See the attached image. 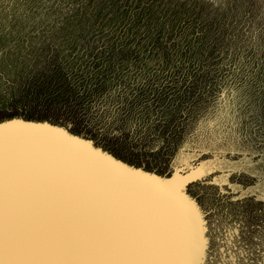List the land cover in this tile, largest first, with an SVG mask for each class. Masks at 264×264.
Here are the masks:
<instances>
[{"label": "rangeland", "instance_id": "rangeland-1", "mask_svg": "<svg viewBox=\"0 0 264 264\" xmlns=\"http://www.w3.org/2000/svg\"><path fill=\"white\" fill-rule=\"evenodd\" d=\"M255 16L256 0H0V114L170 182L189 177L184 199L217 264H264L259 252L233 261L228 243L264 241V52L245 43L249 21L264 29ZM171 51L181 62L163 65L159 88L130 86L128 66ZM138 105L144 119L129 123Z\"/></svg>", "mask_w": 264, "mask_h": 264}, {"label": "snow or ice", "instance_id": "snow-or-ice-1", "mask_svg": "<svg viewBox=\"0 0 264 264\" xmlns=\"http://www.w3.org/2000/svg\"><path fill=\"white\" fill-rule=\"evenodd\" d=\"M255 19L264 24V0H256ZM249 27L245 43L264 52V29L251 21ZM179 62V53L171 51L167 59L128 66L125 76L135 89L159 88L163 65ZM23 103L54 107L39 99ZM64 119L74 122L76 114L65 111ZM143 119L138 105L128 122ZM190 182L153 179L63 129L0 114V264H217L202 235L208 231L200 223L203 213L184 199ZM172 204L182 209V232L172 224ZM228 243L233 261L254 252L264 258V241L255 249L239 240Z\"/></svg>", "mask_w": 264, "mask_h": 264}, {"label": "water", "instance_id": "water-1", "mask_svg": "<svg viewBox=\"0 0 264 264\" xmlns=\"http://www.w3.org/2000/svg\"><path fill=\"white\" fill-rule=\"evenodd\" d=\"M30 124H33V125H36V126H41V127H48V128H51L53 131L55 130H59L61 128H55V127H52L50 125H45V124H35V123H30ZM65 131V130H64ZM66 134L70 135L68 132L65 131ZM8 133L6 132L5 135H7ZM72 136V135H71ZM74 137V136H73ZM77 138V137H76ZM79 139V138H78ZM82 143H87L91 146V148L103 153V154H106L104 153L103 151L99 150V149H96L90 142H87V141H84L82 139H80ZM108 155V154H107ZM110 158H113L111 157L110 155H108ZM116 160V159H115ZM124 164V163H123ZM125 165V164H124ZM127 166V165H126ZM129 167V166H128ZM131 168V167H130ZM134 169V168H133ZM142 171V170H141ZM144 174L146 175H150L153 179H158L160 181H163V182H170V180L168 179H162L156 175H153V174H149V173H146L144 171H142ZM190 198H187V200H189ZM172 207V211H173V219H172V224L173 226L178 230V231H183V218H182V209L181 207L178 205V204H172L171 205ZM195 207V206H194Z\"/></svg>", "mask_w": 264, "mask_h": 264}]
</instances>
